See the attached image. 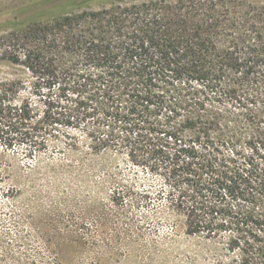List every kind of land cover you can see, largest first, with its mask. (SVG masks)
Wrapping results in <instances>:
<instances>
[{"label": "trees", "instance_id": "obj_1", "mask_svg": "<svg viewBox=\"0 0 264 264\" xmlns=\"http://www.w3.org/2000/svg\"><path fill=\"white\" fill-rule=\"evenodd\" d=\"M114 1L34 0L11 13L14 24H28L17 47L45 44L22 59L6 56L35 78L43 110L39 116L32 98L21 97V82L0 83V137L10 146L64 123L81 127L96 151L148 148L141 161L159 171L187 232H229L238 264H264V93L245 89L264 83V72L243 69L261 55L251 54L264 47V24L186 0ZM90 5L99 8L80 12ZM60 61L68 64L58 68ZM75 62L92 70L79 73Z\"/></svg>", "mask_w": 264, "mask_h": 264}, {"label": "rangeland", "instance_id": "obj_2", "mask_svg": "<svg viewBox=\"0 0 264 264\" xmlns=\"http://www.w3.org/2000/svg\"><path fill=\"white\" fill-rule=\"evenodd\" d=\"M32 1L0 0V83L21 82V97H31L40 116L37 81L24 64L6 58L45 49L39 39L15 45L28 24H14L11 13ZM141 1L115 0L112 5ZM193 3L212 6L233 20L252 16L264 24V0L185 1L187 6ZM97 8L90 5L80 12ZM222 32L223 41L229 39L230 30ZM254 54L261 55L243 69L264 72V47ZM67 64L60 61L58 68ZM90 65L75 62L74 69L92 70ZM251 86L245 88L248 93H264L260 80ZM42 126L10 146L0 137V264H238V251L227 246L229 232H187L186 217L170 204L159 171L141 161L145 154L140 149L148 148L133 155L125 147L96 151L79 126ZM248 134L242 131L239 139L245 141ZM115 188L124 197L114 195ZM158 189L162 194L155 197ZM142 190L152 193L148 199L142 198ZM258 206L262 210L263 202Z\"/></svg>", "mask_w": 264, "mask_h": 264}]
</instances>
